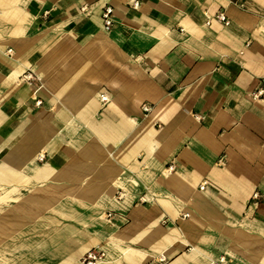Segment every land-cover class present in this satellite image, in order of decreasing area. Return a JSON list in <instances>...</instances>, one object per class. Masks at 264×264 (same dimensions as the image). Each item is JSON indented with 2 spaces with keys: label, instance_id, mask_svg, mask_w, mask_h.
Wrapping results in <instances>:
<instances>
[{
  "label": "crops",
  "instance_id": "1",
  "mask_svg": "<svg viewBox=\"0 0 264 264\" xmlns=\"http://www.w3.org/2000/svg\"><path fill=\"white\" fill-rule=\"evenodd\" d=\"M263 75L264 0H0V187L55 263L264 264Z\"/></svg>",
  "mask_w": 264,
  "mask_h": 264
},
{
  "label": "rangeland",
  "instance_id": "2",
  "mask_svg": "<svg viewBox=\"0 0 264 264\" xmlns=\"http://www.w3.org/2000/svg\"><path fill=\"white\" fill-rule=\"evenodd\" d=\"M19 191V187L4 191L0 187V264H68L69 249L56 263L52 254L46 253L52 242L50 202L29 201L20 197ZM64 231L67 238L69 228ZM66 246L72 247L71 242Z\"/></svg>",
  "mask_w": 264,
  "mask_h": 264
},
{
  "label": "built area",
  "instance_id": "3",
  "mask_svg": "<svg viewBox=\"0 0 264 264\" xmlns=\"http://www.w3.org/2000/svg\"><path fill=\"white\" fill-rule=\"evenodd\" d=\"M80 9H81V11L88 12L87 4L86 3L83 4L80 7ZM101 19H102L103 29L106 31H109L112 27V24H113V7H112V5L105 4L103 6L102 11H101ZM214 21L220 22L223 24H228L230 22V19L224 10L219 9L216 12H214V14L207 16V18L205 20V24L211 25ZM246 44H248V43H246ZM23 78L26 81H28L29 83L34 79L33 75L30 72L25 73L23 75ZM249 96L254 100L264 99V75L259 77L257 85L252 90H250ZM101 97H102V99H106L105 95H101ZM37 102L40 103V100H38ZM141 109L143 112H148L150 110V106L146 103H142ZM204 185L205 184H201L200 188H204ZM122 194L123 193H121V191H118L119 197L122 196ZM253 197L254 198L258 197L257 191L253 193ZM145 199L146 198L144 197V195H141L139 197L140 201H145ZM111 214H112L111 212H107L106 215L111 216ZM184 215H187V213ZM107 256H108V253L103 248L92 247V248L87 249L81 255L80 259H81L83 264H99L102 261H104V259ZM159 260L165 261L166 256L163 254L160 255ZM211 263L213 264V262H211Z\"/></svg>",
  "mask_w": 264,
  "mask_h": 264
},
{
  "label": "bare ground",
  "instance_id": "4",
  "mask_svg": "<svg viewBox=\"0 0 264 264\" xmlns=\"http://www.w3.org/2000/svg\"><path fill=\"white\" fill-rule=\"evenodd\" d=\"M17 78H18V80H19V77H17ZM38 157H43V153L39 154ZM40 163H41V162H40ZM81 255H82V254H81ZM76 256H77V258H76V260H75L76 263H77V264H81L82 261H81V259L79 258V257H81V256H79V253H78ZM76 256H75V257H76ZM74 259H75V258H74ZM106 260H108L107 257H106V258L104 259V261H102L101 263L105 262ZM101 263H99V264H101ZM82 264H83V263H82Z\"/></svg>",
  "mask_w": 264,
  "mask_h": 264
}]
</instances>
